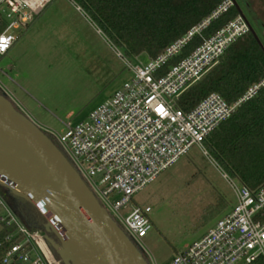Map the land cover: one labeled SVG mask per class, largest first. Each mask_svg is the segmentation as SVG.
<instances>
[{"label": "built area", "instance_id": "built-area-1", "mask_svg": "<svg viewBox=\"0 0 264 264\" xmlns=\"http://www.w3.org/2000/svg\"><path fill=\"white\" fill-rule=\"evenodd\" d=\"M50 1L0 0V58L13 46L15 30L22 29ZM233 5V0L223 1L153 58L142 61L137 56L132 63L116 51L130 78L85 119L67 125L63 134L45 130L98 203L137 247L151 228V208L131 205L127 214H121V208L192 146L206 154L203 143L207 136L264 87L263 77L231 103L212 92L189 111L177 106L178 98L216 66L251 25L238 14L188 55L169 62ZM222 176L227 179L225 173ZM228 181L236 198L234 207L167 264H264V183L251 189ZM3 227L12 229L4 239L13 243L2 264H62L48 244L47 233L29 230L0 194V229Z\"/></svg>", "mask_w": 264, "mask_h": 264}, {"label": "rangeland", "instance_id": "rangeland-1", "mask_svg": "<svg viewBox=\"0 0 264 264\" xmlns=\"http://www.w3.org/2000/svg\"><path fill=\"white\" fill-rule=\"evenodd\" d=\"M242 12L264 46V26L259 24L261 34L258 13H253L254 21L245 9ZM14 33L17 39L0 58V87L17 102L12 104L22 114L42 130L56 134L85 119L130 78L116 51L135 62L72 0H51ZM139 58L145 61L148 57L142 54ZM204 149L206 154L192 146L119 211L127 214L131 205L151 208V228L138 245L148 264H167L236 203L228 180L240 181Z\"/></svg>", "mask_w": 264, "mask_h": 264}, {"label": "trees", "instance_id": "trees-1", "mask_svg": "<svg viewBox=\"0 0 264 264\" xmlns=\"http://www.w3.org/2000/svg\"><path fill=\"white\" fill-rule=\"evenodd\" d=\"M72 1L115 47L123 49L126 56L134 58L144 54L153 58L171 42L207 18L225 0ZM240 11V6L234 3L213 19L202 31L201 36L193 37L181 54L169 63H175L188 55L203 39L213 35ZM263 77L264 46L251 26L246 35L227 48L216 66L178 98L177 106L189 111L212 92L218 93L225 101L231 103ZM0 95L5 96L1 88ZM42 132L59 148L51 134L44 130ZM203 144L219 166L237 178L241 184L251 189L262 185L264 87L252 99L243 103L231 117L221 122ZM0 194L29 230L44 231L47 227L49 235L60 244L48 221L33 204L16 196L2 185ZM11 231L8 227L0 229V264L4 253L13 243L4 239ZM135 247L146 261L145 254L136 245ZM52 252L63 264L59 253L54 249Z\"/></svg>", "mask_w": 264, "mask_h": 264}, {"label": "water", "instance_id": "water-1", "mask_svg": "<svg viewBox=\"0 0 264 264\" xmlns=\"http://www.w3.org/2000/svg\"><path fill=\"white\" fill-rule=\"evenodd\" d=\"M0 185L45 217L60 242L46 227L48 244L63 264H148L59 148L3 95Z\"/></svg>", "mask_w": 264, "mask_h": 264}, {"label": "flooded vegetation", "instance_id": "flooded-vegetation-1", "mask_svg": "<svg viewBox=\"0 0 264 264\" xmlns=\"http://www.w3.org/2000/svg\"><path fill=\"white\" fill-rule=\"evenodd\" d=\"M234 2L240 6L241 10L242 8L245 9L254 21L255 16L253 13H258V29L262 34L261 25L259 24L264 26V0H234Z\"/></svg>", "mask_w": 264, "mask_h": 264}, {"label": "crops", "instance_id": "crops-1", "mask_svg": "<svg viewBox=\"0 0 264 264\" xmlns=\"http://www.w3.org/2000/svg\"><path fill=\"white\" fill-rule=\"evenodd\" d=\"M78 9V8H77ZM17 103V102H16ZM34 122V121H33ZM36 124V123H35ZM37 125V124H36ZM41 129V128H40ZM42 130V129H41Z\"/></svg>", "mask_w": 264, "mask_h": 264}]
</instances>
